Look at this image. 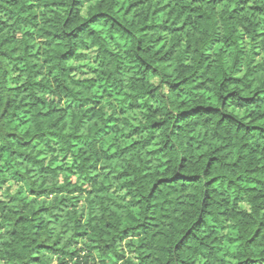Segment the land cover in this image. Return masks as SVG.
Instances as JSON below:
<instances>
[{
	"label": "trees",
	"instance_id": "trees-1",
	"mask_svg": "<svg viewBox=\"0 0 264 264\" xmlns=\"http://www.w3.org/2000/svg\"><path fill=\"white\" fill-rule=\"evenodd\" d=\"M0 148V264H264V0H0Z\"/></svg>",
	"mask_w": 264,
	"mask_h": 264
},
{
	"label": "rangeland",
	"instance_id": "rangeland-1",
	"mask_svg": "<svg viewBox=\"0 0 264 264\" xmlns=\"http://www.w3.org/2000/svg\"><path fill=\"white\" fill-rule=\"evenodd\" d=\"M85 9V6H83ZM89 57L76 62L75 66L72 67V72L76 76H88L92 71L94 66V52L91 49L85 51ZM154 105L153 102L142 99L140 101V106L137 109H130L128 107L122 108L123 115L129 120L131 126L138 125L143 120V113L147 110L148 107ZM116 109V106L112 101H105L104 103V112L105 114L112 113ZM40 155L46 163L51 165H70L71 160L68 155L63 153L58 149L56 144H52V149L46 150L42 149ZM7 161L6 152L0 148V168L5 167ZM3 195V190H0V195ZM111 261H108L107 264H110Z\"/></svg>",
	"mask_w": 264,
	"mask_h": 264
}]
</instances>
